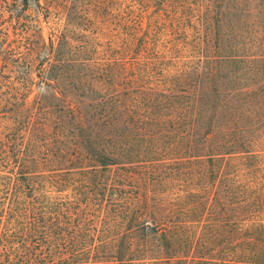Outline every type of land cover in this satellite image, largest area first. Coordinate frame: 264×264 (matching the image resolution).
Listing matches in <instances>:
<instances>
[{
  "label": "trees",
  "instance_id": "obj_1",
  "mask_svg": "<svg viewBox=\"0 0 264 264\" xmlns=\"http://www.w3.org/2000/svg\"><path fill=\"white\" fill-rule=\"evenodd\" d=\"M20 1L0 264H264V0Z\"/></svg>",
  "mask_w": 264,
  "mask_h": 264
},
{
  "label": "rangeland",
  "instance_id": "obj_2",
  "mask_svg": "<svg viewBox=\"0 0 264 264\" xmlns=\"http://www.w3.org/2000/svg\"><path fill=\"white\" fill-rule=\"evenodd\" d=\"M0 3H10L13 4L12 9H13V17H16L17 15L21 14V10L23 8L21 1L20 0H0ZM23 24H27L26 20H21ZM11 24H14V21H11ZM43 26V25H42ZM47 29H43V35L46 38L47 37Z\"/></svg>",
  "mask_w": 264,
  "mask_h": 264
}]
</instances>
